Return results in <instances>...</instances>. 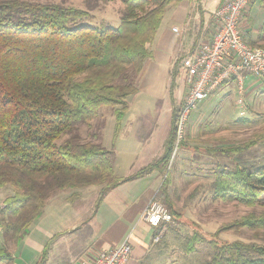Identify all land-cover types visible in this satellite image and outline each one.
<instances>
[{
    "label": "trees",
    "instance_id": "trees-1",
    "mask_svg": "<svg viewBox=\"0 0 264 264\" xmlns=\"http://www.w3.org/2000/svg\"><path fill=\"white\" fill-rule=\"evenodd\" d=\"M119 1L123 8L117 26L86 24L88 10L57 3L0 1V188L12 189L0 208V264L15 263L7 244L23 238L54 193L101 185L97 208L109 190L154 169L162 172L171 158L177 118L172 93L171 129L163 154L130 176H115L109 149L72 134L78 123L88 125L103 107L113 108L118 128L166 11L183 0ZM65 135L69 137L59 142ZM258 141L264 151V133L243 146L206 151L231 156ZM212 176L213 199L256 205L264 197V154L257 165H216ZM166 182L167 175L157 196L175 218ZM164 225L157 226L155 235ZM235 226L264 231V211L222 224L211 239L194 232L184 251L192 253L197 244L206 243L212 250L206 264H264V237L258 233L262 242L217 241Z\"/></svg>",
    "mask_w": 264,
    "mask_h": 264
},
{
    "label": "crops",
    "instance_id": "crops-1",
    "mask_svg": "<svg viewBox=\"0 0 264 264\" xmlns=\"http://www.w3.org/2000/svg\"><path fill=\"white\" fill-rule=\"evenodd\" d=\"M222 1L183 0L166 11L149 45L151 56L144 60L135 78L137 90L126 100L128 106L118 128H114L116 119L112 114L105 136H101V142L98 139L110 150L115 176H130L163 154L171 129V93L176 108L184 93L183 61L199 42L212 38L215 29L209 25L213 11ZM262 5L264 0H254L243 11L239 26L247 43L264 44V21L256 20L263 11ZM173 27L178 31L174 32ZM259 84L250 81L243 99ZM231 86L232 82L227 81L213 95L227 94ZM161 182L156 169L124 181L104 194L97 208L98 192H91L90 186L54 193L23 238L17 244L8 243L14 264H80L127 237L132 247L127 264H153L155 244L159 241L154 240L157 227L149 226L141 215L153 200L161 203L157 196Z\"/></svg>",
    "mask_w": 264,
    "mask_h": 264
},
{
    "label": "rangeland",
    "instance_id": "rangeland-1",
    "mask_svg": "<svg viewBox=\"0 0 264 264\" xmlns=\"http://www.w3.org/2000/svg\"><path fill=\"white\" fill-rule=\"evenodd\" d=\"M28 1L57 3L88 10L91 19L85 20L84 23L90 25L110 23L112 26H117L123 8L119 0ZM261 8L263 11L256 20L264 21V5ZM214 23L215 20L212 19L209 25L213 31ZM253 45L264 48L263 43L255 42ZM244 79L246 90L248 83L252 80L260 84L252 94L245 96L242 104L237 103L236 82L233 81V86L229 87L227 94L219 97L211 95L198 102L196 108L189 114L182 140L174 146L168 164L160 172L161 181L167 175L169 204L171 203V209L177 215L174 218V215L169 212L174 220L171 219L162 226L161 238L155 244L157 255L152 257L153 264H206L212 255V250L206 243L197 244L196 250L192 253L184 251L186 240L191 234L198 231L205 239H211L212 234L222 224L231 223L248 214L258 215L264 211V197L256 205H245L236 201L222 202V200L213 199L209 191L213 179L212 172L216 165L232 169L237 166H248L251 163L257 165L263 161L264 151L260 141L231 156H224L219 152L208 155L207 152L208 149L217 146H233V148L243 146L264 133V78L248 74L244 75ZM184 85L185 81L183 89H185ZM176 93L179 96V90ZM183 96L181 95L176 103L178 108ZM112 109L110 107L99 109L98 115L88 125L78 123L72 134H77L80 141L99 142L100 138L101 142L105 136L106 125L109 126ZM68 137L69 135H65L59 142ZM90 188L93 190L91 192L99 193L101 185L90 186ZM11 194L12 189L9 186L0 188V208L4 198ZM160 201L170 211L167 202L164 204L162 199ZM256 233L264 237V231L235 226L220 233L216 239L219 243L233 240L262 242L257 239ZM0 242L3 243L1 234Z\"/></svg>",
    "mask_w": 264,
    "mask_h": 264
},
{
    "label": "built area",
    "instance_id": "built-area-1",
    "mask_svg": "<svg viewBox=\"0 0 264 264\" xmlns=\"http://www.w3.org/2000/svg\"><path fill=\"white\" fill-rule=\"evenodd\" d=\"M254 0H223L213 11L215 32L208 41H201L194 52L183 61L184 97L177 111L174 146L184 136L189 114L198 102L213 95L225 82L233 81L237 88V102L242 104L243 75L264 78V48L249 45L239 23L244 9ZM172 30L177 32V28ZM141 218L151 227L168 223L169 211L158 201L143 209ZM155 236L154 240H158ZM132 252L129 237L110 249L100 250L92 259L80 264H127Z\"/></svg>",
    "mask_w": 264,
    "mask_h": 264
}]
</instances>
